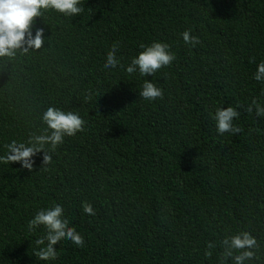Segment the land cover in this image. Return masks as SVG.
<instances>
[{
    "label": "trees",
    "instance_id": "1",
    "mask_svg": "<svg viewBox=\"0 0 264 264\" xmlns=\"http://www.w3.org/2000/svg\"><path fill=\"white\" fill-rule=\"evenodd\" d=\"M80 15L36 18L39 51L0 58V157L47 127L48 107L78 114L84 129L33 159V171L0 161V264H221L222 241L249 232L264 264V0H81ZM199 37L193 47L182 33ZM119 43L116 68H104ZM154 42L175 60L154 76L126 71ZM163 99L140 97L145 80ZM243 105L244 107H238ZM234 107L238 134L217 132ZM91 203L95 215L83 211ZM60 204L84 238L57 256H35L43 226L28 222ZM213 243L214 248L208 249ZM211 251V257L205 251ZM228 264H232L231 258Z\"/></svg>",
    "mask_w": 264,
    "mask_h": 264
},
{
    "label": "clouds",
    "instance_id": "2",
    "mask_svg": "<svg viewBox=\"0 0 264 264\" xmlns=\"http://www.w3.org/2000/svg\"><path fill=\"white\" fill-rule=\"evenodd\" d=\"M81 0H0V58L15 59L17 54H28L30 51H39L43 48L44 29L38 28L35 35L32 34V27L36 18L44 17L43 13L54 10L67 17H74L83 12L80 7ZM185 44L195 47L200 43L199 37L192 36L190 31L182 33ZM119 43H114L107 53L104 68H116L120 61L116 57ZM144 49L138 57L131 61L126 71L129 74L137 70L142 76H154L161 68L171 65L175 60V54L169 51V45L162 42H154L150 46L141 44ZM254 79L264 82V61L258 66ZM140 97L148 101L163 99V91L153 82L147 79L142 85ZM238 107H244L238 105ZM255 108V115L264 118V106L255 100L244 110L251 114ZM240 112L234 107L217 109L213 119L216 121L217 132L220 135L225 133L238 134L242 129L234 126V118H238ZM46 124L44 133L32 136L27 143L13 141L7 145L8 153L0 157L3 163H20L24 169L33 171L35 157L43 153L42 167L45 169L52 162L51 151L64 142V138L75 136L84 129L85 121L71 111L65 112L55 107H48L42 116ZM50 145V149L46 147ZM83 211L89 215H95L91 203L84 202ZM43 226L46 235L35 241L38 250L35 256L42 261L55 259L57 256L56 245L62 240H70L79 247L84 246V238L69 226V221L64 217V209L56 204L49 209H41L33 219L28 222L30 231ZM221 264H228L229 258L232 264H245L246 261L257 259L254 249L259 247L255 237L249 232H241L237 235L226 237L222 241ZM213 243L208 244V249L214 248ZM211 251H205L206 257H211Z\"/></svg>",
    "mask_w": 264,
    "mask_h": 264
}]
</instances>
